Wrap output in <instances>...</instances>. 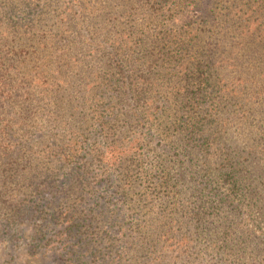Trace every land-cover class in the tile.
<instances>
[{
  "label": "trees",
  "instance_id": "16d2710c",
  "mask_svg": "<svg viewBox=\"0 0 264 264\" xmlns=\"http://www.w3.org/2000/svg\"><path fill=\"white\" fill-rule=\"evenodd\" d=\"M229 1L230 4L219 5L217 0H103V7L99 8L95 0H0V218L16 224L24 218L37 221L39 229L27 239L40 244L43 258L59 254L61 264H69L74 256H78L82 264H101L105 258H108L105 264H157L161 260L154 254L157 242L162 241L160 248H163L174 237L170 235L171 229L155 232L152 226L143 224H138V234L128 229L121 220V205L111 197L95 195L96 192L86 186L79 194L83 178L75 177V168L70 175L61 178V170L63 172L66 165L76 164L84 177L89 174V168L84 162L74 161L78 158L77 148L69 146L61 155L56 150L46 149L49 142L42 148L31 145L29 106L33 99L40 100L41 94L49 92L55 102V110L50 112L63 125L64 121L79 119L77 111L82 103L72 90L76 77L86 78V87L81 89L84 92L88 89L94 101L105 98L111 91L121 93V102L126 100L125 90L139 82L135 77H191L199 84L201 101L197 104V95L193 94L188 102L189 111L194 108L196 111V106L203 103H207L208 110L198 114V118L182 115L173 125L175 130L184 125L183 131L191 134L182 136L183 145L208 150L224 135L220 128L210 131V127L201 124L208 117L225 111L231 104V96L237 97L234 103L238 109H243L244 116H250V108L245 110L241 103L244 86L224 81L222 71L233 70L239 74L236 78L243 77L239 58L247 56V52L257 55V49L250 47V35H257L264 48V0ZM139 17H145L142 24L137 23ZM152 26L158 30L152 32ZM144 42L147 44L142 45ZM86 43L91 49L89 60L98 61L97 71L87 73L89 65L83 66L76 53ZM141 46L145 47L143 53L134 55ZM44 50L59 54L57 67L49 72L55 79H48L43 70L36 71L41 69L39 66L26 68L32 59L39 64L46 60L44 54L39 57ZM122 77L134 79L125 82ZM149 80L152 82L151 78ZM255 82L258 81L255 79ZM41 83L46 90L39 86ZM54 87L57 89L53 92ZM59 90L63 93L59 94ZM142 96L143 93L137 91L136 101H142L144 121L152 125L156 115L153 99ZM96 105L94 103L91 110L100 129L104 130L109 121L96 114ZM181 120L183 123L179 124ZM222 120L216 119L217 122ZM165 128L169 132V125ZM194 135L204 137L200 144L197 141L202 138ZM51 137L56 141L55 135ZM133 141L139 145L141 138ZM176 143L175 138L168 147L174 150ZM260 147H264V143L249 146L252 151L247 155L259 153L263 150L258 151ZM240 153L244 152H227L225 161L220 164L222 169L201 171L195 165L197 160L191 159L193 171L189 183L196 203L195 230L200 229L207 218L212 220L209 228L215 230V219L221 218L217 216L223 209L226 211L227 205L233 208V198L243 193L239 173L244 161L236 160ZM188 154L195 156L192 151ZM61 156L69 161L61 162L57 158ZM246 158L243 156L244 160ZM115 161L121 167L122 160L116 158ZM170 180L166 179L164 184L169 186ZM222 184L229 189L224 191ZM95 196L97 199L93 202ZM239 214L240 211L234 213L229 221L224 218L223 223H229L225 228L218 227L223 230L218 235L221 241L216 253L221 250L227 253L210 264H264V231L259 233L248 225L241 230L238 226L237 238L231 236L230 224ZM50 223H54V227L48 232ZM8 231L9 227H5L4 233ZM210 236L217 239L211 231ZM184 240L182 235L177 243L182 244ZM118 243L127 246L122 253L116 248ZM112 250L117 253L114 255ZM235 252L237 255L233 258Z\"/></svg>",
  "mask_w": 264,
  "mask_h": 264
},
{
  "label": "rangeland",
  "instance_id": "374dc122",
  "mask_svg": "<svg viewBox=\"0 0 264 264\" xmlns=\"http://www.w3.org/2000/svg\"><path fill=\"white\" fill-rule=\"evenodd\" d=\"M95 2L99 8L103 7V0H95ZM217 3L225 5L230 4L231 1L217 0ZM144 21L145 17L137 19L138 24H142ZM155 30L158 29L152 26L151 31ZM229 37L231 36L229 35ZM234 40L236 41V39ZM228 41L232 40L228 38ZM249 41L250 47L253 50L257 49V55L254 56L255 52L251 54L247 52V56L242 55V58H239V67L242 68L243 77H237V79L235 76H239V74L233 70H223L222 73L225 74L224 81L235 83L237 87L244 86L241 103L245 110L250 108V116L249 118L244 116L243 109H238L234 103L237 97L231 96L229 98L231 104L225 111L219 112L216 117H208L201 124V126L210 127V131L214 127L220 128L224 135L221 141L213 143L208 150L201 146L183 145L182 136L189 137L191 134L183 131L184 125L176 130L173 125L174 120L182 115L188 118L192 116L198 118V114L201 115V112L205 114V111L208 110L207 103H203L199 107L196 106V111L195 108L192 109V112L189 111L191 107L188 102H191L193 94L197 95V104L201 101L198 91L199 84L193 82L191 77H170V75L167 77H135L137 81L139 79V82L135 87L130 85L125 90L126 100L124 102L120 100L121 93L111 91L105 98H96L94 101L88 89L85 88V92L81 89L86 87V78L76 77L75 87L72 90L75 91L79 102L82 103L77 111L79 119L74 122L64 121L65 125H62L50 112L55 110V102L51 99V94L49 92L41 94V99L37 101L33 99L29 106L31 111L29 125L32 133L30 143L42 148L46 147V143L49 142L50 146L46 149L56 150L61 155H64L62 151L68 149L69 146L73 149L77 148L78 158L74 161L84 162V166L89 168V174L84 177L82 170L76 168V164H72L66 165L63 172L61 170L60 177L70 175V171L75 168V171L73 170L75 177L83 178L79 183V194L82 193V187L86 186L87 189H93L96 192L95 195H104V198L107 199L111 197L113 202L121 205V220L125 226L128 229H134L136 234H138L136 231L138 224L152 226L155 232L161 229H171L170 235L174 237L172 242L166 243V247L163 248H160L162 241L157 242L154 254L161 259L157 264H210L216 257L222 259L223 254L225 255L227 251L223 253L221 250L216 253V250L218 251L221 241L218 235L223 230L218 227L225 228L226 224H229L223 223L224 218L229 221L233 218L234 213L240 211V214L230 224L233 229L231 233L233 237L238 232V226H241V230L248 225L259 233L264 231V147H260L258 151L262 148L263 150L259 153L255 152V155H247L252 151L249 146L253 147L256 143L258 145L264 143V90H261L264 85V48L257 35H250ZM146 44L147 42H144L142 45ZM146 47L149 48V46ZM144 48V46L139 48L135 52L137 54L134 55L142 54ZM42 52L39 57L44 54L47 59L43 60L41 64L32 59L26 68L39 66L41 69L36 71L43 70L44 76L48 79H55V77H50L49 72L57 67L59 54H52L47 50ZM76 53L83 66L89 65L87 73L99 69L98 61L89 60L91 49L87 43L78 48ZM171 72L173 73L174 70ZM251 73L253 77H249ZM122 78L125 82L127 80L132 82L134 79V77ZM149 78L152 79V82ZM255 79L258 82H255ZM39 86L46 90L42 83ZM221 86L223 88L225 84ZM56 89L54 87L53 92ZM78 89L81 90L78 91ZM137 91L143 93L142 98L150 96L153 99L156 115L154 116L155 123L153 122L152 125L144 121L145 107L142 106V101H136ZM62 93L63 91L59 90V94ZM182 100L185 102L182 103ZM94 103L97 104L95 106L96 114L102 115L104 120L109 121L104 126V130L100 129L91 110ZM32 110L36 112H32ZM216 119L223 120L217 122ZM178 123H183V120ZM166 125H169V132L165 128ZM35 132L38 135H34ZM53 135H55L56 141L51 137ZM194 136L198 139L202 138L197 141L199 144L204 139L202 136ZM135 138H141L139 145L137 141H133ZM175 138L177 139L176 148L172 150L168 146L173 143ZM189 151H192L195 156L188 154ZM239 151L244 152L236 157V160L244 161L243 168L239 173L242 176L243 193L233 198V208H228L227 205L226 211L223 209L217 216L221 218L215 219L216 225L214 226L217 227L215 230L208 226L212 221L211 218H207L202 222V227L195 230L194 207L196 203L193 202L189 183L191 170L193 171L190 166L191 159L197 160L195 165L201 171L209 168L222 169L220 164L225 161L226 153L235 154ZM243 156L245 158L248 156V158L244 160ZM57 158L62 160L61 162L69 161L64 156ZM116 158L122 160L121 167L115 161ZM87 160L90 161L87 162ZM193 160L192 162H194ZM166 179H171L169 186L164 184ZM174 184L178 186H174ZM222 186L224 191L229 189L225 184ZM96 199L97 196L92 198V201L94 202ZM19 223L0 218V264H61L59 254L51 258H43L40 255L42 249L40 244L27 239L28 236H32L35 230L39 229L37 221L31 222L29 218H24ZM53 225L54 223L49 224L48 232L53 229ZM5 227H9L8 233H4ZM210 231L217 236L216 240L211 238ZM182 235L186 240L179 244L177 241ZM44 241L41 242V245ZM36 244L37 246H35ZM116 248L122 253L127 246L125 243H118ZM132 251L131 248L130 255L134 253ZM116 253L113 251L114 255ZM236 255L237 252L232 257L234 258ZM107 262L108 258H105L101 264ZM69 264L82 263L78 256H74Z\"/></svg>",
  "mask_w": 264,
  "mask_h": 264
}]
</instances>
